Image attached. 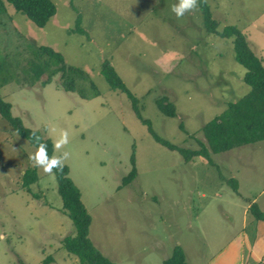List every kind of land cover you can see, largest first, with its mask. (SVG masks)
I'll return each mask as SVG.
<instances>
[{"label": "rangeland", "instance_id": "rangeland-1", "mask_svg": "<svg viewBox=\"0 0 264 264\" xmlns=\"http://www.w3.org/2000/svg\"><path fill=\"white\" fill-rule=\"evenodd\" d=\"M51 1L57 11L44 27L10 4L0 14L1 77L8 78L0 95L25 126L53 142L68 132L54 155L69 153L63 163L91 215L95 246L116 264H163L175 246L188 264H247L240 242L257 225L250 204L264 210V140L185 161L155 139L131 98L101 74L107 59L159 136L199 148L201 128L250 90L232 39L205 28L197 0L179 18L171 11L178 0ZM206 1L217 29L236 25L264 64V0ZM77 19L85 32L70 31ZM41 45L85 69L99 95L65 91L59 75L46 85V75L26 83L23 68ZM162 96L175 104V116L157 107ZM34 151L0 115V264H80L61 242L73 226L55 174L34 166ZM33 166L38 179L28 189L23 175ZM133 166L136 177L123 185Z\"/></svg>", "mask_w": 264, "mask_h": 264}, {"label": "trees", "instance_id": "trees-1", "mask_svg": "<svg viewBox=\"0 0 264 264\" xmlns=\"http://www.w3.org/2000/svg\"><path fill=\"white\" fill-rule=\"evenodd\" d=\"M203 13L205 28L222 37L231 38L234 44L237 61L246 68L244 81L250 86V90L237 101H231L227 108L218 116L207 122L200 130L203 139L196 138L199 148L191 149L176 145L167 139L159 136L152 127L149 119L144 118L140 112L138 99L118 74L114 66L104 59L101 67V74L105 77L110 87L125 93L132 100V108L137 116L147 124L149 131L155 139L169 147L177 150L185 161L196 156L210 157L213 153H220L240 147L244 144H252L264 140V64L246 35L236 26L228 25L223 30L217 29V21L212 18L209 4L206 0H197ZM6 4L26 15L39 27H44L51 17L56 14V5L51 0H0V14H5ZM77 19V28L70 31L85 30ZM4 65L0 60V87L7 83V77H1ZM23 79L28 84H33L43 75L47 79L43 84L51 82L54 76L59 75L58 85L65 91L77 93L81 98L89 99L99 95V90L90 74L83 68L68 64L64 55L50 46H36L32 50L28 60L27 68H23ZM18 83L20 78L16 79ZM159 110L167 116L176 115L175 104L162 96L156 99ZM12 104L0 95V115L7 120L11 129L36 147L35 138L40 137L41 142L47 146V154L54 155L53 141L50 137L33 128L24 125L22 119L14 116L11 111ZM183 128V125L181 124ZM134 164L135 158L132 157ZM62 169L53 168L57 189L63 201V212L69 217L73 226V232L65 236L61 242L63 247L71 254H74L80 264H116L100 249H98L89 237L91 215L81 199V191L69 175V166L63 163ZM137 174L135 166L122 178V184L131 182ZM36 168L30 167L23 175L24 185L29 189L30 184L37 181ZM233 187L237 190L238 185L235 179H231ZM249 213L257 222L264 221V210H261L256 203H251ZM163 264H188L185 252L180 246H175L172 254L163 261ZM264 264V263H263Z\"/></svg>", "mask_w": 264, "mask_h": 264}, {"label": "clouds", "instance_id": "clouds-1", "mask_svg": "<svg viewBox=\"0 0 264 264\" xmlns=\"http://www.w3.org/2000/svg\"><path fill=\"white\" fill-rule=\"evenodd\" d=\"M196 5V0H178V3L172 6L171 11L175 14L177 18L184 15V13ZM45 129L49 132L55 131L54 129H48L45 125ZM35 138L36 147L34 153L29 155V159L34 162V166L42 169L45 173H51L53 168L58 170L62 169L64 164L63 161L68 158L69 153L63 151L58 156H49L47 154V146L45 143L41 142L40 137L36 136L33 132ZM68 144V132L62 130L59 134V138L53 142V149L59 150L64 145Z\"/></svg>", "mask_w": 264, "mask_h": 264}, {"label": "crops", "instance_id": "crops-1", "mask_svg": "<svg viewBox=\"0 0 264 264\" xmlns=\"http://www.w3.org/2000/svg\"><path fill=\"white\" fill-rule=\"evenodd\" d=\"M244 240L240 242L241 247L246 249L249 262L247 264H263L264 263V221L257 222L255 231L252 234H243ZM246 247V248H245Z\"/></svg>", "mask_w": 264, "mask_h": 264}]
</instances>
